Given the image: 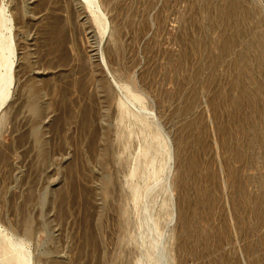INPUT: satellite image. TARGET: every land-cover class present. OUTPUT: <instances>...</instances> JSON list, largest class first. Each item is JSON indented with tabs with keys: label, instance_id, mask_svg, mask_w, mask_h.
<instances>
[{
	"label": "rangeland",
	"instance_id": "obj_1",
	"mask_svg": "<svg viewBox=\"0 0 264 264\" xmlns=\"http://www.w3.org/2000/svg\"><path fill=\"white\" fill-rule=\"evenodd\" d=\"M99 1L102 40L82 0H0L1 225L30 264H264V0Z\"/></svg>",
	"mask_w": 264,
	"mask_h": 264
},
{
	"label": "bare ground",
	"instance_id": "obj_2",
	"mask_svg": "<svg viewBox=\"0 0 264 264\" xmlns=\"http://www.w3.org/2000/svg\"><path fill=\"white\" fill-rule=\"evenodd\" d=\"M88 9V11L92 14L94 20L101 27V40L106 36L108 28V23L106 16L100 8L99 0H82ZM79 2V1H78ZM81 3V1L79 2ZM6 6L0 5V106L4 103L7 97L10 95L12 90H14V70L17 64V55L14 43L13 36V20L9 12L6 10ZM109 31V30H108ZM104 40V39H103ZM102 42V41H101ZM132 96L136 100H140V96L137 94H132ZM119 108L121 110L122 117L128 114L133 115L136 119H139L140 122H145L146 120L142 118V116L138 114H132L123 100H119ZM2 120V116H0V121ZM154 138V137H152ZM152 138L145 139L144 144L140 146V157L146 160L147 165L152 166L154 169V164H156V157L158 156L159 150L153 148L152 146ZM155 139L157 140L161 146L160 149H163L166 156L168 154V145L161 133L160 130L157 129ZM157 147V146H156ZM152 150V151H151ZM165 166V164H164ZM162 168V167H161ZM149 169V168H147ZM152 169V170H153ZM137 170V165L132 170V175L135 174ZM155 170V169H154ZM137 172V171H136ZM154 176V175H153ZM146 177V176H145ZM137 187L133 188V193L135 196L138 194ZM0 236L2 238L3 243L6 245L5 250L0 255V264H8L10 259L14 261V264H30L32 254L30 251V247L26 238H21L11 231L7 230L0 223Z\"/></svg>",
	"mask_w": 264,
	"mask_h": 264
}]
</instances>
